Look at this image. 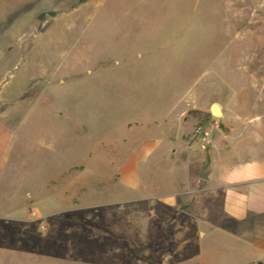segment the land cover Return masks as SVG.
<instances>
[{"label": "rangeland", "instance_id": "obj_1", "mask_svg": "<svg viewBox=\"0 0 264 264\" xmlns=\"http://www.w3.org/2000/svg\"><path fill=\"white\" fill-rule=\"evenodd\" d=\"M213 105L264 127V0H0V264H241L218 197L159 202L169 151L119 171Z\"/></svg>", "mask_w": 264, "mask_h": 264}, {"label": "crops", "instance_id": "obj_2", "mask_svg": "<svg viewBox=\"0 0 264 264\" xmlns=\"http://www.w3.org/2000/svg\"><path fill=\"white\" fill-rule=\"evenodd\" d=\"M180 103L185 104L183 100ZM220 110L224 116L226 111L221 107ZM187 112L179 113L181 123L175 136L172 132L152 134L136 142L134 135L129 134L128 144L138 148L132 150L119 170L120 176L128 178L131 188L137 189L140 162L146 163L153 155L162 158L169 151L175 158L170 172L178 169V177L182 179L176 187L158 196L159 202L176 208L181 205L180 201L188 200L186 193L190 190L195 194L207 193L218 197L220 215L234 226L229 241L240 251L241 264H264V132L254 139L240 132L246 127L262 131V123L240 122L234 131L226 133L222 126L227 124L221 122L222 119L216 120L209 111L204 121L198 124L207 134L194 137L193 130L197 124L186 119ZM174 128L172 125L170 130ZM166 142L168 146L164 148L163 143ZM203 174H206V179L201 177ZM179 184L190 190L179 189ZM223 241H227L226 237ZM210 255L211 251H208L203 257L209 259Z\"/></svg>", "mask_w": 264, "mask_h": 264}, {"label": "water", "instance_id": "obj_3", "mask_svg": "<svg viewBox=\"0 0 264 264\" xmlns=\"http://www.w3.org/2000/svg\"><path fill=\"white\" fill-rule=\"evenodd\" d=\"M210 112H211V114H212L214 117H218V116H221V115H222V114H221L220 107H219L218 105H213V106L211 107ZM201 177H202L203 179H206V178H207V177H206V174L201 175Z\"/></svg>", "mask_w": 264, "mask_h": 264}, {"label": "built area", "instance_id": "obj_4", "mask_svg": "<svg viewBox=\"0 0 264 264\" xmlns=\"http://www.w3.org/2000/svg\"><path fill=\"white\" fill-rule=\"evenodd\" d=\"M201 134H207V133L204 132V128H203L202 125H197V126L194 128V130H193V136H194V137H197V136H199V135H201Z\"/></svg>", "mask_w": 264, "mask_h": 264}]
</instances>
